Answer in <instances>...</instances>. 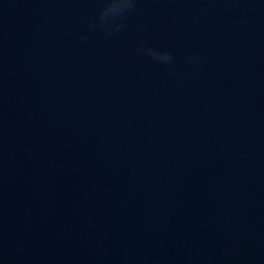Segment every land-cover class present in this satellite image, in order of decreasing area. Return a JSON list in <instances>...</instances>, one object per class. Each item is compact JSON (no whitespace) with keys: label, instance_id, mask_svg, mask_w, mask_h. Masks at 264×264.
<instances>
[{"label":"water","instance_id":"1","mask_svg":"<svg viewBox=\"0 0 264 264\" xmlns=\"http://www.w3.org/2000/svg\"><path fill=\"white\" fill-rule=\"evenodd\" d=\"M102 4L0 0V264H264V3Z\"/></svg>","mask_w":264,"mask_h":264},{"label":"clouds","instance_id":"2","mask_svg":"<svg viewBox=\"0 0 264 264\" xmlns=\"http://www.w3.org/2000/svg\"><path fill=\"white\" fill-rule=\"evenodd\" d=\"M264 3V0H261ZM135 6V0H103L102 7L100 8L98 18L93 17L90 24L95 25L99 23L109 33L113 29L121 27V18ZM82 40L88 39V33H81ZM138 50L149 55L152 58L164 63L171 64L174 61V54L167 48H156L152 46H145L143 43L138 46ZM194 56H189V59H194Z\"/></svg>","mask_w":264,"mask_h":264}]
</instances>
